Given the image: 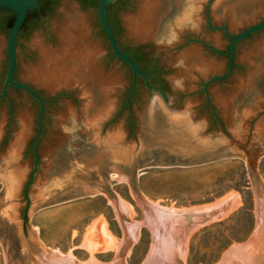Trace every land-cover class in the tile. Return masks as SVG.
I'll return each mask as SVG.
<instances>
[{
    "label": "rangeland",
    "instance_id": "1",
    "mask_svg": "<svg viewBox=\"0 0 264 264\" xmlns=\"http://www.w3.org/2000/svg\"><path fill=\"white\" fill-rule=\"evenodd\" d=\"M7 15L1 12L0 18ZM119 15L122 37L149 50L168 83L173 101L169 110L161 102L166 114L176 117V111L189 108L197 123L213 129L240 124L249 145L258 130L264 132V30L237 44L230 78L210 86L215 112L203 92L209 79L229 70V55L224 53L231 40L212 28H227L236 36L264 22V0H129ZM8 38L0 29V93L9 66ZM17 55L18 82L41 92L49 105L46 133L37 149L40 162L24 194L36 162L40 107L21 89L11 88L0 102V264H65L69 259L78 264H160L171 258L172 250L177 264H264V158L256 169L260 183L244 161L223 159L149 169L138 174L134 185L113 170L110 188L117 203L104 195L61 202L69 198V190L109 183L107 168L111 162L125 161L127 137L138 140L143 117L152 111L150 93L144 91L125 108L132 73L111 57L98 10H84L76 0H59L41 27L19 41ZM77 59L85 61L74 68ZM86 61L108 82L90 84L92 69ZM67 74L72 77L66 81ZM172 81L185 87L173 92ZM138 196L149 205L177 210L214 204L224 197L239 201L224 218L190 234L183 262L177 245L169 246L164 224L157 254L156 232L147 224L157 216L150 207L149 218ZM24 222L32 252L24 245ZM134 224L140 227L138 237L121 258L126 231ZM166 241L169 257L164 255ZM52 252L65 262L51 260Z\"/></svg>",
    "mask_w": 264,
    "mask_h": 264
},
{
    "label": "water",
    "instance_id": "2",
    "mask_svg": "<svg viewBox=\"0 0 264 264\" xmlns=\"http://www.w3.org/2000/svg\"><path fill=\"white\" fill-rule=\"evenodd\" d=\"M116 1L117 0L100 1L98 7L99 21L107 35L113 54L119 60L126 63L132 71L133 85L128 95L127 103L130 104L131 97L133 96L136 89L137 78L141 77L144 79L147 90L150 93L149 103L152 106V111L146 112L143 117V128L140 132L138 140L129 141V137H127L128 140H126L125 144L123 145L124 151L126 153L125 161L122 164L111 162V165L107 168V181L109 183L103 184L99 187H90V190H69V198L66 197L68 199H64L65 201L63 200L61 202L104 195L108 199H111L117 203V199L110 188V185L114 181L112 178L113 170L120 171V175L122 176V174H124L127 181L130 182L131 185H134L136 181L135 178L138 176V174H143L149 169L192 167L217 162L223 159H240L244 161L250 175L260 183L256 169L260 159L264 158V132L258 130V132L254 134V142L249 145L243 139L245 132L243 130V126L240 124L236 126L233 125L229 129H226L225 127L213 129L209 127L207 123H197L190 111L191 109L189 108H186L184 112L176 111L177 113H180L176 117H171L166 114L162 108L161 102H163L169 110L170 104L173 101L171 94L161 88L149 85V72L140 70L135 61L129 55L123 53L120 50L115 34L107 18L108 6L114 4ZM38 6V0H0V9H8L10 12L16 14V19L8 38L9 66L6 73L4 86L2 92L0 93V102L8 97L9 90L11 88H15L24 90L40 105L38 123L39 129L34 147L36 162L30 181L23 190L24 194H26L29 185L32 183L40 162L37 149L43 127L45 106L44 100L32 88H30L28 85L15 81V73L18 66L17 41L20 30L23 27L29 12L34 11ZM208 25L212 28L211 20H209ZM212 29L224 31L225 36L231 40L229 52L224 53L225 55H229V70L227 74L213 77L203 85V92L206 96L207 102L209 106L215 111L209 96L210 86L215 82L224 81L230 78L234 69V56L237 44L249 38L256 32L264 30V22L255 24L236 36L229 35L227 28ZM213 51L217 53V51ZM252 85L258 86L256 83H253ZM184 87L185 85L178 81L170 82V88L173 90V92L181 90ZM253 93L252 96L255 94ZM138 200L140 204H142L143 208H145L146 212L151 213L148 203L143 201V199L139 196ZM40 206H42L41 208H44L48 205L41 204ZM218 211L219 210L216 209L214 211L200 212L195 216L198 219L205 221L208 220L213 214H217ZM190 224L191 223L188 222L185 226L189 228ZM206 224L207 222L204 223V225ZM23 228L25 236L24 245L27 251L32 252V250H34V244H31L29 241V232L25 222L23 224ZM1 229L3 228L0 227V230ZM124 241V246L120 253L121 258L126 255L132 243V238L127 231ZM27 251L26 254H28ZM161 261L162 262L160 264H177L178 259L175 253H173L172 258H164Z\"/></svg>",
    "mask_w": 264,
    "mask_h": 264
},
{
    "label": "bare ground",
    "instance_id": "3",
    "mask_svg": "<svg viewBox=\"0 0 264 264\" xmlns=\"http://www.w3.org/2000/svg\"><path fill=\"white\" fill-rule=\"evenodd\" d=\"M86 60H87V58H86ZM72 61L74 62L75 60H72ZM84 61H83V59L76 61L77 63H76V65L73 64V67L76 68V67L81 66L82 64H84L83 63ZM81 62H82V64H81ZM87 62L88 61H86L85 65H87L89 67V69L91 68L93 70V71L89 70L90 73H88V75H89L88 77L89 78H88L87 81L90 82V84L98 83V84H100L102 86V85L105 84V82H108L107 78H105V77L103 78V76L98 71L94 72V70H95L94 66H93V64L90 61L88 62V64H87ZM69 72H71V71H69ZM72 73H73V76H76L74 71ZM72 73H70V74H72ZM68 74L64 75V77L66 78V81H67V78H70V76H71V75H68ZM78 80L83 82L82 78H78ZM62 81L65 82V79L61 80V82ZM64 82H63V84L65 85L66 83H64ZM45 83L47 84V86H50V83H48V82H45ZM122 178L124 180H127L125 177H122ZM123 179H121V180H123ZM238 201H239V199L236 198L235 202L232 201V202H234L233 203L234 205L229 206L227 200L223 199L219 203L224 202L223 205L226 208L224 210H222L221 212H218L217 214H213L212 216L209 217L208 220H205V221H202V220L198 219L195 215L197 213H200V212L212 211V210L214 211V210H216V205H209V206H206V207L201 208V209H197L196 208L197 210L196 209H192V210H190V209L189 210L188 209L177 210V209H164V208L158 206L157 204L154 205V206L148 204L154 210V213L157 216V218H155L151 222V226H153V228L155 229L154 231L156 232V236H155L156 247H155V249L157 248V254H159L158 253V251H159V243L161 242V236L163 235V230H162V225L163 224H164V228L163 229H164L165 233L167 234V236L169 238V239H166L167 241H169V246L177 245L176 248H178V255L182 259V261L184 262V252H185V249H186L185 242L188 239V237L190 236V234L195 232L199 228H201L204 225V223H206V222L209 223V222L217 221V220H220L221 218H224L223 216L227 215V213L232 212L231 209H233L235 206L238 205ZM114 203H116V202H114ZM218 210H220V209H218ZM151 214H153V213H149L148 212L149 218H150ZM188 222L191 223L189 228H187V226H185ZM147 224H150V222L147 223ZM138 225L134 224L131 228H129V231H128L129 235H130V237L132 238L133 241H135L137 239L138 234H139V228L140 227ZM167 241H166V244H165V253H164V255L168 256L170 254V257L172 258V256H171L172 253L171 252L173 250L169 252ZM172 246H171V248H172ZM155 249H154V252H155ZM40 250H41V248H40ZM44 251H46V250H44V248H43L41 250V252L44 253ZM168 252H169V254H168ZM46 255H47V253H46ZM48 256H49V258L51 260L53 259L54 262H55V258H56V260L58 259L59 261H62L63 263L65 262L64 259L60 256L59 253L57 254L55 252H52V253H49ZM66 262L67 263H65V264H78V263H75L74 261H72V259H69Z\"/></svg>",
    "mask_w": 264,
    "mask_h": 264
},
{
    "label": "trees",
    "instance_id": "4",
    "mask_svg": "<svg viewBox=\"0 0 264 264\" xmlns=\"http://www.w3.org/2000/svg\"><path fill=\"white\" fill-rule=\"evenodd\" d=\"M78 1L82 9L92 8L98 10L99 3L101 0H76ZM129 2V0H117L114 4L108 6L107 8V18L108 22L111 25L114 33L119 35V29L116 27V15L120 13L121 9ZM39 6L32 12H29L27 19L20 30L17 48L19 45V41L23 38H27L29 34H31L34 30L41 27L42 23L45 21L47 15H49L55 8L58 7L59 0H38ZM1 12H7L8 15L5 18H0V29L6 32L9 36L12 30L14 21L16 19V14L10 12L8 9H0ZM126 54H132V59L135 63L140 66L139 69L142 71L152 70V67L156 63L155 59H153L152 54L150 52L142 53L140 51H135L130 47H126ZM130 56V55H129ZM150 57V58H149ZM160 85L162 88L166 89V83L163 78L159 77ZM154 83H158V81H154ZM130 92V91H129ZM217 123L215 116H213V125Z\"/></svg>",
    "mask_w": 264,
    "mask_h": 264
},
{
    "label": "flooded vegetation",
    "instance_id": "5",
    "mask_svg": "<svg viewBox=\"0 0 264 264\" xmlns=\"http://www.w3.org/2000/svg\"><path fill=\"white\" fill-rule=\"evenodd\" d=\"M116 17V21H117V24H116V27L119 29V35H116L115 33V37H116V39H117V43H118V45H119V47H120V50L123 52V53H125V49H126V47L127 46H125V45H123V43H126L127 45H129L130 46V48H132V49H134L136 52L137 51H140V52H142V53H147V52H150L149 50H147L145 47H143V45H134V44H130L129 42H128V40L124 37H122L123 35H124V28H123V25H122V21H121V19H120V15H119V13L115 16ZM99 23H100V21H99ZM111 26V25H110ZM100 28H101V30H102V32H103V34H104V36L106 37V39H107V42H108V47H109V52H110V55H111V57L113 58V59H116V60H118V61H120L125 67H126V69L127 70H129L131 73H132V71H131V69H130V67L126 64V63H124V62H122L121 60H119L114 54H113V51H112V48H111V46H110V43H109V41H108V38H107V35H106V33L104 32V30H103V28H102V26H101V23H100ZM113 30V29H112ZM114 32V31H113ZM151 53V52H150ZM126 54V53H125ZM128 55V54H127ZM130 55V57L132 58L133 56H132V54H129ZM153 57V56H152ZM150 58V57H149ZM18 66H19V63H18ZM18 66H17V70H16V73H15V81L16 82H18L19 80H18V78H17V74H18ZM138 66V65H137ZM140 66H138V68H139ZM234 70V69H233ZM147 72H149V74H148V80H149V85H151V86H154V87H158V88H161V89H163L164 91H166V92H168V93H170V89H169V86H168V83L166 82V80L164 79V77L160 74V72H159V70H158V66H156V63L154 64V66L152 67V70H148ZM159 77H161V78H163V80L165 81V83H166V86H167V88L166 89H164V88H162L161 87V85H160V80H159ZM154 81H158V83H154ZM20 83V82H19ZM132 85H133V76H132ZM30 87V86H29ZM30 88H32V87H30ZM13 89H15V88H13ZM43 100H44V106H45V112H46V109H47V106L49 105V101H47L46 99H45V97L41 94V92H39V91H37V90H35L34 88H32ZM131 89H132V87H131ZM131 89H130V91H131ZM18 90V89H17ZM142 91H144V92H148V90H147V87H146V85H145V81H144V79L143 78H141V77H138L137 78V84H136V89H135V92H134V94H133V96L131 97V100H130V104H128L127 103V100H128V95H129V93L127 94V98H126V103H125V108H131V106L133 105V103L140 97V94L142 93ZM33 101H35L38 105H39V103L33 98V97H31L30 95H28ZM206 104L209 106V104H208V102H207V99H206ZM39 107H40V105H39ZM210 107V106H209ZM210 108H212V107H210ZM212 111L213 112H215L214 110H213V108H212ZM214 115H216V113L214 114ZM45 115H44V119H45ZM217 120V119H216ZM38 129H39V125H38ZM128 132H129V135H131V132H130V129H128ZM37 133H38V131H37ZM46 133V126H45V124H44V121H43V127H42V132H41V135H40V139H39V143L41 142V140H42V138L44 137V134ZM35 143H36V139H35Z\"/></svg>",
    "mask_w": 264,
    "mask_h": 264
},
{
    "label": "crops",
    "instance_id": "6",
    "mask_svg": "<svg viewBox=\"0 0 264 264\" xmlns=\"http://www.w3.org/2000/svg\"><path fill=\"white\" fill-rule=\"evenodd\" d=\"M224 198H228V199H226L227 200V202H228V205L229 206H231V203H234V202H232V201H234V199H232V198H229V197H224ZM224 198H222V199H224ZM222 199H220L219 201H221ZM219 201H217L216 203H214V204H209V205H216V209H220L218 212H221L222 210H224L226 207H224V205H223V203L224 202H221V203H218ZM209 205H205V206H202V207H199V208H197V209H201V208H204V207H206V206H209ZM232 205H234V204H232ZM233 207V206H232ZM194 209H196V208H194ZM196 209V210H197ZM189 210V209H188ZM154 217H155V215H154ZM151 218L150 220H149V222L151 221H153L155 218ZM151 222H150V224H151ZM155 232V231H154Z\"/></svg>",
    "mask_w": 264,
    "mask_h": 264
}]
</instances>
